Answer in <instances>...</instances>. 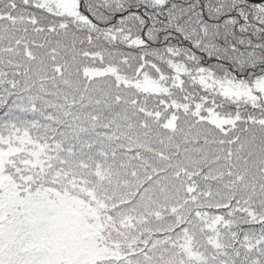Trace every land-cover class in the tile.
I'll list each match as a JSON object with an SVG mask.
<instances>
[{"label":"snow or ice","instance_id":"6c2138e0","mask_svg":"<svg viewBox=\"0 0 264 264\" xmlns=\"http://www.w3.org/2000/svg\"><path fill=\"white\" fill-rule=\"evenodd\" d=\"M0 264H264V0H0Z\"/></svg>","mask_w":264,"mask_h":264}]
</instances>
